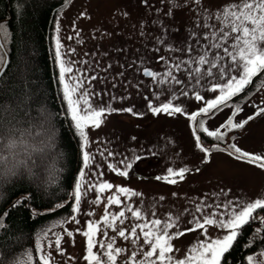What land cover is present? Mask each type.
I'll return each instance as SVG.
<instances>
[{
	"label": "snow or ice",
	"instance_id": "6c2138e0",
	"mask_svg": "<svg viewBox=\"0 0 264 264\" xmlns=\"http://www.w3.org/2000/svg\"><path fill=\"white\" fill-rule=\"evenodd\" d=\"M144 3L147 4L148 0H144ZM173 9L188 13L187 22L191 24V31L187 36V42L182 48L173 47L172 44L165 45L166 54L157 57L164 63L166 70L163 73L145 67L143 74L156 84L181 85L179 89L181 96L187 97L191 93L195 101L203 103L196 111H188L180 103L174 102L176 95L172 93L171 99L165 102L154 103L153 100H147L148 110L153 114L184 115L193 122L191 134L194 137V147L202 153L200 159L202 165L211 162L215 150L226 153L228 157L238 162L243 161L264 170V152L245 150L236 143L221 147L226 139L222 128L241 129L253 120L254 116L264 117V107H256L253 115L236 120L234 118L242 111V108L236 105L232 109V115L212 130L205 125L204 120L210 112L245 92L248 85L254 84V78L264 77V0H224L220 4H214L212 0H170L168 11L164 12V15L174 16ZM159 11L160 9H157V12ZM86 15V12L80 13L81 17ZM56 31L59 32L58 21ZM156 43L163 45L165 42L157 37ZM62 47L57 36L54 62L59 67L58 83L63 89V101L67 102L64 114L71 117L80 138L81 148H86L90 142L86 129L89 126L99 127L105 113L121 111L132 116L142 115L133 107L116 109L103 104L94 106L91 102L92 97L99 96L100 93L90 92L84 87L79 70L74 71L73 68L76 62L63 58ZM154 51L159 52V48H155ZM174 53H181L182 56ZM2 63L3 58L0 57V64ZM174 72L185 76L186 79L178 78ZM88 79L95 77L89 76ZM258 87H264V81H261ZM198 88L212 93V98L205 99ZM158 95L154 93V96ZM111 99L115 100L117 97L113 96ZM198 132L215 138L218 143L205 145ZM31 135L30 128H22L11 122L0 125V173L5 178L35 175L33 169L37 167V154L36 146L29 140ZM132 139L135 140L136 137ZM39 152L43 154V148H40ZM82 155L86 167H100L88 151H83ZM115 155L113 152H107V157ZM101 156H104V153H101ZM140 159L138 155L130 159L124 157L118 164L109 162L106 166L111 172L128 177L129 170ZM200 171L201 168L196 166L168 167L165 174L155 176V180L176 184L178 180H184L185 174ZM91 175L98 179L86 180V172L84 168H80L78 176L74 179L72 191L68 193V199L72 201L68 219L75 224H80V221L73 214L81 212L82 198L89 190L96 193L94 200L89 202L90 205L100 204L102 199L106 201L102 215L95 218V210L90 208L86 213L88 217L86 224L74 229V232L85 238V246L80 257L83 264H227V255L233 249L234 242L238 236L243 235L242 226L256 219L264 226V216L254 215L257 210L264 212V194L246 201L239 197L228 199L230 189L225 191L221 188L218 193H213L212 197L205 194L193 202V210L184 209V212L191 216V220L186 222L190 226L181 227V217L172 212H167L163 218H159L154 208L151 212L146 211L143 207L144 194L134 187L99 179L103 177V172ZM221 195L224 196L223 200L220 199ZM32 196L31 192L21 195L13 206L23 207ZM172 196H176V193L173 192ZM135 198H140L139 205L136 204ZM159 200H165V196L160 195ZM64 203L67 201L56 203L55 208H62ZM112 207L116 210H110ZM33 214L39 215L37 212ZM7 216V212H2L0 216V229L5 231L7 225L3 217ZM67 222L68 220H61L57 223ZM208 226L217 229L219 235L210 237ZM196 230H200L204 238L193 242L182 255H177L180 249L175 241L184 233ZM261 230L262 228H257L256 232L259 233ZM74 232L67 231V236L73 238V243ZM62 240L60 234H54V239H48V230H41L36 235L34 249L26 253L27 259L24 264H60L56 256L65 254ZM259 255L264 256V250ZM245 259L247 264H264V260L258 259L256 255H247Z\"/></svg>",
	"mask_w": 264,
	"mask_h": 264
},
{
	"label": "rangeland",
	"instance_id": "374dc122",
	"mask_svg": "<svg viewBox=\"0 0 264 264\" xmlns=\"http://www.w3.org/2000/svg\"><path fill=\"white\" fill-rule=\"evenodd\" d=\"M222 2L224 0H212L214 4ZM169 3L170 0H148L147 4L144 0H70L55 16L52 43L55 57L58 36L63 45V58L76 62L73 68L74 71L79 70L84 87L90 92L100 93L99 96L92 97L94 106L103 104L116 109L133 107L135 111L142 113L138 116L121 111L105 113L99 127L89 126L86 129L90 142L86 148H82V154L83 151H88L100 167H86L82 155L81 168L86 172L85 179L95 181L98 177L91 174L103 172V177L99 179L134 187L144 194L143 207L146 211L151 212L154 208L159 218H163L167 212H172L181 217V227H184L190 226L186 222L191 220V216L185 213L184 209L193 210V202L205 194L212 197V194L218 193L221 188L225 191L230 189L228 199L239 197L242 201L264 194V170L243 161L238 162L226 153L215 150L211 162L202 165V153L194 147V137L191 134L193 122L184 115L153 114L148 110L147 100H153L154 103L165 102L171 99L172 93L176 95L174 102L180 103L188 111H196L203 103L195 101L191 93L187 97L181 96V85L156 84L142 73L145 67L163 73L166 70L164 63L157 57L166 54L165 45L172 44L173 47L182 48L187 42L191 31V24L187 22L188 13L173 9L174 16H165L164 12L168 11ZM157 9L160 11L157 12ZM81 12H86L87 15L81 17ZM57 21L59 32L56 31ZM0 28L1 38L5 37V31ZM157 37L165 43L157 44ZM155 48H159V52L154 51ZM69 49L74 51L70 52ZM174 55L182 56L181 53ZM2 66L3 63L0 64V69ZM56 67L59 72L57 64ZM174 75L182 80L186 79L179 73L174 72ZM89 76L95 79L90 80ZM261 81H264V77L254 78V84L247 86L250 88L248 91L238 94L227 104L210 112L204 117L205 125L210 130L219 127L232 115V109L236 105L242 108L234 118L236 120L253 115L256 107H264V87H258ZM61 90L63 93L62 86ZM197 90L201 91L205 99L212 98L213 94L206 89ZM154 93L159 95L154 96ZM113 96L117 99L112 100ZM120 97L124 99L121 100ZM221 131H224L226 136L221 147L236 143L245 150L264 152V117L254 116L253 120L241 129L222 128ZM198 134L204 138L205 145L218 143L213 137H207L201 132ZM132 137L136 139L133 140ZM109 151L116 155L107 157ZM101 153H104V156H101ZM134 155L140 156L141 159L133 164L128 177L119 176L106 166L109 162L118 164L124 157L130 159ZM183 166L200 167L201 171L185 174L184 180H178L176 184L155 180V176L164 175L168 167ZM173 192L176 196H172ZM95 195L94 190H89L82 198L81 212L73 214L77 216L80 224L68 220L65 224L54 223L45 229L48 230V239H54V234L63 237L62 247L65 254L56 256L60 264H83L80 257L85 238L74 232V229L86 224V213L90 208L95 210V218L103 214L105 200L102 199L100 204L89 203L94 200ZM160 195L165 196V200L160 201ZM220 199L223 200L224 196L221 195ZM135 202L139 205L140 198H135ZM110 210L116 209L112 207ZM129 218L131 219L130 214ZM67 231L74 232V243L73 238L67 236ZM208 235L215 237L219 232L208 226ZM203 238L200 230L184 233L175 241L180 249L177 255H182L193 242ZM45 247L47 248V241ZM260 252L256 251L251 255L264 260V256L259 255Z\"/></svg>",
	"mask_w": 264,
	"mask_h": 264
},
{
	"label": "trees",
	"instance_id": "16d2710c",
	"mask_svg": "<svg viewBox=\"0 0 264 264\" xmlns=\"http://www.w3.org/2000/svg\"><path fill=\"white\" fill-rule=\"evenodd\" d=\"M64 4L65 0H0L2 40L9 55L0 79V125L11 122L30 128L29 140L37 154L35 175L5 178L0 173V210L8 213L3 217L7 231L0 229V264H24L36 235L58 221L69 220L71 212L68 193L82 167V148L70 116L64 114L67 106L52 43L55 16ZM0 57L4 63L1 49ZM28 192L32 199L23 207H14ZM63 201L67 203L56 209V203ZM50 208L54 210L47 211ZM257 214L264 216L260 210ZM257 228L262 230L257 233ZM242 231L227 255V264H247V255L264 249V226L259 219L249 221Z\"/></svg>",
	"mask_w": 264,
	"mask_h": 264
},
{
	"label": "water",
	"instance_id": "95a60500",
	"mask_svg": "<svg viewBox=\"0 0 264 264\" xmlns=\"http://www.w3.org/2000/svg\"><path fill=\"white\" fill-rule=\"evenodd\" d=\"M69 1H70V0H68V2H69ZM68 2H67V3H68ZM67 3L65 2V4H67ZM65 4H64V5H65ZM64 5H62V6L60 7V9H61ZM0 49L3 51L4 56H5V60H4L3 66L1 67L2 70H0V79H1L2 76H3V74L5 73V71L7 70L8 65H9V55H8V53H7V51H6L5 47H4V45H3L1 35H0ZM142 73H143V71H142ZM143 75H144V74H143ZM144 76H145V75H144ZM148 78H149V77H148Z\"/></svg>",
	"mask_w": 264,
	"mask_h": 264
}]
</instances>
